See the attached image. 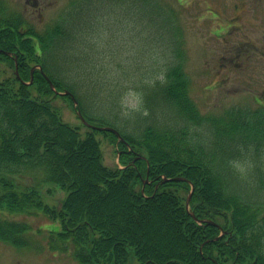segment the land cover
<instances>
[{
	"label": "trees",
	"instance_id": "16d2710c",
	"mask_svg": "<svg viewBox=\"0 0 264 264\" xmlns=\"http://www.w3.org/2000/svg\"><path fill=\"white\" fill-rule=\"evenodd\" d=\"M85 2L38 30L0 1V65L14 71L0 76V241L31 247L32 224L15 216L44 214L59 221L51 249L79 264H264V107L201 114L175 21L157 28L164 41L146 64L104 33L95 39L102 11L74 21ZM45 76L88 123L125 141L65 123ZM131 90L134 110L123 102ZM98 133L117 143L123 168L103 164ZM174 177L194 186L190 211L191 185L164 182ZM48 184L66 193L59 209L44 202Z\"/></svg>",
	"mask_w": 264,
	"mask_h": 264
},
{
	"label": "rangeland",
	"instance_id": "374dc122",
	"mask_svg": "<svg viewBox=\"0 0 264 264\" xmlns=\"http://www.w3.org/2000/svg\"><path fill=\"white\" fill-rule=\"evenodd\" d=\"M3 1L38 30H44L61 15L65 17L68 4L78 0H31L30 4L27 0ZM160 6L172 15L160 14ZM83 9L74 21L83 20L88 12L102 11L106 18L102 25H96L95 39L104 33L106 41L114 39L120 44L121 53L139 59L164 41L157 32L160 24L177 21L185 42L189 92L203 115L218 116L234 107L256 110V100L264 104V0H158L157 4L143 0H86ZM13 73L9 66L0 65V76ZM123 102L127 109L134 110L139 95L131 90ZM52 104L66 123L87 132L68 101L54 96ZM97 138L104 164L121 168L117 143L103 134ZM28 181L23 179L24 184ZM41 191L46 204L61 207L66 196L61 188L45 185ZM15 218L28 219L33 224L32 246L17 248L0 241V264H79L71 251H52L49 247L50 232L58 231L59 221H51L44 214ZM153 233H158L156 228Z\"/></svg>",
	"mask_w": 264,
	"mask_h": 264
},
{
	"label": "water",
	"instance_id": "95a60500",
	"mask_svg": "<svg viewBox=\"0 0 264 264\" xmlns=\"http://www.w3.org/2000/svg\"><path fill=\"white\" fill-rule=\"evenodd\" d=\"M49 83H50L51 88H52V89H55V88H54V85H53L50 81H49ZM66 95H69V93L67 92ZM72 100H73L74 104L77 105V101H76V99H75L74 97H72ZM78 116L80 117V119L82 120V122L86 124V122H85V120L83 119V117H82V115L80 114V112L78 113ZM93 128L98 129V130H101V131H110V132L116 134V135L119 137V139H122L121 136H120V134H119L116 130H114V129L110 128V127H105V128H102V127H100V128H98V127H93ZM185 180H186V179H184V178H173V179H171V181H174V182L185 181ZM191 198H192V194H190V196L188 197V200H187V207H189V204H190ZM192 216L195 218L194 215H192ZM205 222H206V221H200V223H205ZM211 223H213V222H211Z\"/></svg>",
	"mask_w": 264,
	"mask_h": 264
},
{
	"label": "flooded vegetation",
	"instance_id": "af4514ba",
	"mask_svg": "<svg viewBox=\"0 0 264 264\" xmlns=\"http://www.w3.org/2000/svg\"><path fill=\"white\" fill-rule=\"evenodd\" d=\"M28 2L27 3H30L31 2V0H27Z\"/></svg>",
	"mask_w": 264,
	"mask_h": 264
}]
</instances>
